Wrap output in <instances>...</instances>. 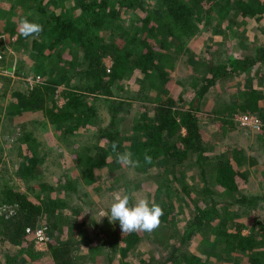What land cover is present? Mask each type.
Masks as SVG:
<instances>
[{
    "label": "trees",
    "instance_id": "16d2710c",
    "mask_svg": "<svg viewBox=\"0 0 264 264\" xmlns=\"http://www.w3.org/2000/svg\"><path fill=\"white\" fill-rule=\"evenodd\" d=\"M0 7L7 10L3 26L10 30L9 40L16 36L13 46L27 47L31 64L23 59L15 70L23 88L10 95L0 135L8 151L1 158L5 149L0 146V173L15 177L0 183V242L16 246L0 264H264L259 215L264 162L259 189L249 190L256 155L239 145L218 148L206 141L201 108L211 88L229 77L241 78L229 116L241 111L261 118L258 142L249 148L257 145L264 154V93L249 78L262 75L264 28L253 34L256 44L248 54L232 51L219 62L207 51L198 63L203 75L193 84L200 86L190 98L170 89L175 51H183L185 38L201 30L226 34L231 41L253 33L251 28L239 31L247 19H264V0H0ZM238 16L241 23L235 22ZM25 17L44 26L38 39L19 34ZM225 21L229 24L223 28ZM138 76L142 79L133 94L128 83ZM101 105L107 118L100 114ZM93 124L97 130L90 141L72 136ZM49 128L73 146L78 170L47 177L51 164L43 131ZM114 141L118 151L140 159L141 166L133 167L137 172L156 168L159 181L150 190V202L165 215L151 234H124L118 221L104 219L111 234L103 237L104 226L92 219L91 236L84 221L77 225L68 212L73 201L84 199L82 189L99 197L111 185L105 178H116L113 172L121 165L113 166ZM146 152L153 158L150 165L143 163ZM124 191L132 194L128 186ZM92 202L91 197L85 201ZM86 210L74 209L77 216ZM44 225L52 237L47 250L37 248L27 232Z\"/></svg>",
    "mask_w": 264,
    "mask_h": 264
},
{
    "label": "rangeland",
    "instance_id": "374dc122",
    "mask_svg": "<svg viewBox=\"0 0 264 264\" xmlns=\"http://www.w3.org/2000/svg\"><path fill=\"white\" fill-rule=\"evenodd\" d=\"M6 12L7 10L5 8L0 7V135L3 134V129L5 127V121L7 119L5 108L10 100V95L15 89H19V87L23 88V77L17 74L15 70L17 66L20 65V63H23V59L28 66L31 65L28 63L29 58L26 57L24 51L26 49V53H28L27 47L24 46L23 48L16 49L12 44V40H15L16 36L14 38L12 37L11 41L9 40L10 30H7L3 26L7 19ZM129 14L130 16L132 15L131 12ZM235 22H242L240 16L235 19ZM228 24L229 22L225 21L223 23V28ZM212 25L210 27H212ZM201 27H203V25ZM243 28L244 30L248 28V31L250 28L253 29V33L248 32L244 35V37L235 35L234 38H232L234 41H231L229 36L226 34L217 36L211 34L207 30H201L194 37H190L189 39L185 38V40L189 41H187L186 44L182 46L183 51H175V59L173 60L174 74L170 84L171 93L178 95L181 92H185L184 94L186 97H191L193 94V89L200 86L193 84H199L194 82V80L199 79L200 76L203 75L198 68V63L200 59L206 55L207 51H213V59L219 62L222 60L225 61L228 57V54H230L232 51L244 54L250 53L252 51L253 45L256 44V38L253 34H259L261 28H264V19H260L258 22L254 19H247V23L242 25V29L239 31L240 33H242ZM111 64V58H105L106 67L110 68ZM6 77L10 79L7 80ZM249 78L250 84H252V86H254L257 90H262L264 93V67L262 69V75H256L253 73ZM30 79L31 78H28V80ZM141 79L142 78L138 76L133 81L128 83V87L133 94H136V84L140 83ZM239 80H236L234 77H229L227 80L215 85L206 93L204 101L201 104L202 114L204 116V133L206 136V141L212 142V145L215 147L222 148L227 144L233 146L239 145L248 149L250 154L256 155L258 162L250 170L251 179L248 183L249 190L255 191L259 189V180L262 178L261 168L264 162V154L262 149L260 147L258 148L257 145L251 148H249V145L252 141H254V143L258 142L256 136L261 130L262 126L259 128L256 126H242L236 120V117L231 118L229 116V112L233 110L231 105L233 103V98L237 96V93L241 88ZM176 82H178V84ZM60 87L63 88V86ZM3 92H6V94H2ZM57 97L59 104L61 102L63 103V97L60 96V94H58ZM262 105L264 107V100L262 101ZM107 112L108 110L106 106L101 105L100 114L107 118ZM241 114H244V112L240 111L236 113V115ZM218 118H221V120H217ZM94 125L95 124H93V126H89L86 129L80 128L79 130L75 131L72 136H79L81 140L88 142L94 138L96 133L97 129ZM223 128L226 129L222 130ZM43 132L47 137V151H49V164H51L47 177H59L62 171L66 169L78 170L74 161L73 146H71L69 142L64 141L65 139L62 140L59 138L51 128ZM131 132L132 131L129 130L126 132V134H130ZM50 134L52 136H49ZM0 146L1 149H5L3 156H1V158L5 159L7 158L8 151L7 146L4 144L1 137ZM9 153L11 157L14 156L12 149L9 150ZM2 164V159H0V170L2 169ZM113 166L116 167V161L113 163ZM113 174L116 178L110 175H108L110 179L105 178L107 183H110L111 185L107 186V188L105 187V190L101 191L99 197H96L93 191H90L87 188L82 189L83 194H85L84 199H76L73 201V209H69L68 211L71 217L76 218L75 222L77 225L80 224V221H84L82 225H84L89 230L91 236L94 235L92 231L94 227L90 224L93 222L92 219L98 221V223L101 225H103L104 219L105 221H108V217H102L101 213L105 215L109 214L108 211L110 210L112 203L115 202V197L118 195H125L124 190L126 186L131 188L135 200L139 198H146L150 201V190H154L156 187L155 182L159 181V177L156 176V168L150 172L141 173L137 172L136 169H133V167L121 166V168L118 167V169H116ZM4 177L6 179L8 178L12 182L13 179H15L12 173L10 175L9 172L2 170L0 173V183L4 180ZM90 197L93 202L91 203V206H88L85 201ZM75 208H85L87 209V212L83 216L81 214L77 216L78 211L75 212ZM235 209L236 207L232 208L233 211ZM259 215L261 216V221L264 222V204L261 206ZM184 220H186V218H184ZM247 223H250V220H248ZM103 226L107 232L103 233V237H107L109 234H111V231H107V225ZM100 237L101 236H97V240L100 239ZM15 251V245L10 244L9 242H0V260L5 259L7 254H13ZM18 261L20 260H17L16 262Z\"/></svg>",
    "mask_w": 264,
    "mask_h": 264
},
{
    "label": "clouds",
    "instance_id": "9594fccd",
    "mask_svg": "<svg viewBox=\"0 0 264 264\" xmlns=\"http://www.w3.org/2000/svg\"><path fill=\"white\" fill-rule=\"evenodd\" d=\"M44 31V26L34 22L28 17L21 20L18 25L19 34L25 39H38ZM112 152L115 154L116 162L121 166L140 167L141 161L139 158L133 159L130 152L118 151L119 143H112ZM143 163L150 165L153 163L152 156L147 152L144 154ZM102 217L107 216L112 223L119 222V227L122 233H153L162 224L161 218L165 215L164 209L155 202H150L146 198H139L133 202L132 194L116 196L115 202L110 207V214L101 213Z\"/></svg>",
    "mask_w": 264,
    "mask_h": 264
},
{
    "label": "built area",
    "instance_id": "2783aa9c",
    "mask_svg": "<svg viewBox=\"0 0 264 264\" xmlns=\"http://www.w3.org/2000/svg\"><path fill=\"white\" fill-rule=\"evenodd\" d=\"M236 120L242 126H256L259 128L262 124L260 118L256 115L241 114L236 116ZM27 232L29 234H33L37 248L41 250L47 249L51 239V235L47 226H39L35 229L27 228Z\"/></svg>",
    "mask_w": 264,
    "mask_h": 264
}]
</instances>
